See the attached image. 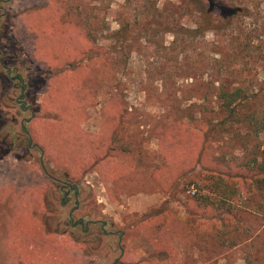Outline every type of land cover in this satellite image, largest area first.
<instances>
[{"label": "rangeland", "instance_id": "rangeland-1", "mask_svg": "<svg viewBox=\"0 0 264 264\" xmlns=\"http://www.w3.org/2000/svg\"><path fill=\"white\" fill-rule=\"evenodd\" d=\"M243 1L252 6L249 17L199 32L197 0H0V100L3 93L20 92L13 79L20 71L34 111L18 120L34 114L26 125L34 143L47 150L33 147L26 155L23 149L4 158L10 162L0 161V193L8 195L0 197V223L9 234L0 264H113L118 258L119 264H138L125 256L132 248V221L140 218L132 210V190L138 188L182 191L192 205L188 222L217 224L209 245L195 248L203 254L199 264H264V182L251 180L264 177V130L254 132V122L264 127V0ZM245 26L255 28L254 56L263 55L250 63L252 76H241L257 90L245 107L252 122L228 128V120L207 141L203 133L226 116L219 86L239 81L234 68L247 60L238 51L232 58L221 54L225 62L215 64L221 55L213 43L228 44L232 31L243 45ZM237 49L229 45V52ZM209 167L245 176L238 192L243 202L233 197L235 184H227L224 195L199 186ZM28 175V190L15 191ZM55 178L77 186L79 194L74 189L68 198V186L60 191ZM202 194L226 196L233 213L225 205L200 206L194 196ZM77 205L75 221H106L108 231L119 233L97 234L101 224L91 223L87 235L82 226L71 227L69 213ZM20 221L44 230L23 255L14 250L19 241L11 230ZM49 231L64 236L48 244L42 237ZM49 248L54 261L45 257ZM73 250L77 261L68 262Z\"/></svg>", "mask_w": 264, "mask_h": 264}, {"label": "trees", "instance_id": "trees-1", "mask_svg": "<svg viewBox=\"0 0 264 264\" xmlns=\"http://www.w3.org/2000/svg\"><path fill=\"white\" fill-rule=\"evenodd\" d=\"M198 8H199V24L197 30L199 32H205L208 30H216L222 29L224 27L228 28L229 25L234 22L238 16H243V18L249 17L251 15V11H253L251 5L245 4L242 0L240 3L236 0H197ZM250 23L246 26H249ZM243 27V32H245L244 43L243 45H238L236 43V39L232 31L227 33L228 37H232L231 41L227 43H213L214 53L222 54L223 57L232 58L234 57V53L236 52L237 56L240 54L238 51H242L244 57L247 59L245 61L246 66L243 68H234L235 74L238 76L239 81L232 82L229 84L228 79L224 80L225 84H220L219 91H220V107L225 110V117L223 123L219 125L213 124L212 129H207L203 134L206 140L208 141L211 134L217 132L219 126H224L225 123L230 120V125H227L228 128H232L233 124L236 122L245 124L246 122H252V115L245 111V107L250 100L253 99V96L257 95V90L255 88H250L249 84L245 85L243 80L241 79L242 74L244 71L248 72L250 76H252L250 63L252 61L259 60L263 55L256 54L254 56V52L256 50L255 46V37L253 35V31L255 30L254 27ZM119 30L118 32H121ZM124 34V32H121ZM125 36V34H124ZM229 45L233 48L237 47V50H233L229 52ZM238 45V46H237ZM243 46V47H242ZM217 58L214 57L215 64L222 65L221 62H225L223 57ZM13 69V67H10ZM19 73V74H18ZM15 74L18 77L19 86L21 89L25 90L27 93V88L29 83L25 81L22 82L23 78L20 71ZM222 82V83H223ZM250 90V91H248ZM22 96L18 92L15 95L6 96L5 93L2 94L0 100V159L4 158L8 154L20 153L21 150L27 149L26 155L30 154V141L31 137L27 133V125L26 123L22 124L19 122L18 116L24 113L23 107L24 102L22 105L18 100ZM29 107V106H28ZM18 108V109H17ZM16 110V112H14ZM264 127H262L259 123L254 122V132L259 134ZM252 183H260L264 182V177H261V174H255L253 178H251ZM241 181V183H240ZM227 184L229 186H234L236 191H234L233 197L236 199L237 197L242 201V196L240 190L241 184L246 186L245 176L240 174H232L229 171H219L215 168H206L205 172L201 176L199 186L202 187L204 191L212 192L213 194L220 191V194H226L229 192V187L227 189ZM246 193H252V190L249 187H244ZM231 189V188H230ZM203 191V192H204ZM243 191V190H242ZM239 192V194H238ZM223 194V195H224ZM239 195V196H238ZM226 198V196H223ZM196 201L199 203L200 206H216L218 210H220L223 205L226 206L228 212L227 214H232L234 209L230 205V201L222 198L223 200H219L217 197H212L210 195H198L194 196ZM226 200V201H225ZM204 201V202H202ZM233 201H231L232 203ZM222 203V204H221ZM241 208V207H239ZM101 234H104L101 232Z\"/></svg>", "mask_w": 264, "mask_h": 264}, {"label": "crops", "instance_id": "crops-1", "mask_svg": "<svg viewBox=\"0 0 264 264\" xmlns=\"http://www.w3.org/2000/svg\"><path fill=\"white\" fill-rule=\"evenodd\" d=\"M40 147L42 146L40 145ZM43 148L44 151L47 152L46 148ZM10 160L12 159L9 157L8 159H3L1 162L7 163L10 162ZM8 164L13 166V163ZM136 169L138 170L137 166L132 167V171L136 172ZM3 175L2 173V176ZM29 178V175L27 177H22L19 187L16 185L14 188L15 191L18 188V192L22 193L23 188L27 187L26 182L30 180ZM12 181H17V178L12 179ZM25 190L27 191L28 189L26 188ZM172 191L173 189L153 193L140 188L132 190V210L138 213L140 218L137 221H132V230L129 231L132 248L130 251L126 252L125 256H131L132 260H135L138 264H184L187 261H196L199 264L203 254L195 248L199 243L209 245L207 242H210L212 239V237L210 238L209 236H214L210 232L211 229L214 231L218 229L217 224L213 222H188L186 216L188 213H192L190 201L185 199L182 191H177V193ZM5 194L6 191H2L0 197H8V195ZM23 197L22 194L17 197L19 198L20 204H22ZM5 208V212L7 213V207ZM222 213L225 214L226 211L222 210ZM157 215L160 216L159 219H152V217ZM21 221L17 223L16 227L11 229L13 230V235H15L14 237L19 241L14 248L19 255H23L25 251L33 248L35 245H32V243H34L35 239H38L40 233L44 231H41V227H35L32 223L24 226V222ZM3 225V223H0L1 262L5 261L3 257L7 255L4 254L5 250L3 246L9 244L7 238V235H9L8 228ZM205 230H207V232H205ZM123 233L125 236L126 232L123 231ZM57 234L56 231H49L45 234V237H42V240L49 244L52 240H56L59 237H57ZM23 236L30 239V241L24 245L21 240ZM62 236H64V234L59 238ZM51 249L49 248V250L45 252V257L50 256L52 261H54L56 257L52 256ZM78 256V251L73 250L70 253V257L66 258V260L68 262L77 261ZM207 260H209V258ZM42 261H46V259L44 258Z\"/></svg>", "mask_w": 264, "mask_h": 264}, {"label": "flooded vegetation", "instance_id": "flooded-vegetation-1", "mask_svg": "<svg viewBox=\"0 0 264 264\" xmlns=\"http://www.w3.org/2000/svg\"><path fill=\"white\" fill-rule=\"evenodd\" d=\"M0 62H1V60H0ZM8 70H9V73H10V75H11L12 72H13V69L10 68V67H8ZM18 74H19V73H18ZM21 75H23V74H21ZM22 78H23L22 82L24 83V82L26 81L24 75L22 76ZM13 79L18 81V77H17V76H14ZM15 86H17V85H15ZM15 89H16V91H18V88H15ZM19 91H20L19 94H22V96L19 98L20 100H18V101L20 102L21 105H22V102H24V107H23L24 112L27 111V110L33 112V111H34V108H33L32 104L29 103V99H28L29 93L27 92L28 94H26L24 89H20ZM28 106H29V107H28ZM33 118H34V114H33L31 117H29V118H24V119L22 120L21 123H22V124H24V123H27V124H28ZM27 127H28V126H27ZM27 131H28L27 133H28V134L30 135V137H31L30 148L38 147V148L42 151V153H44V149H43L42 147H40L39 144L34 143L30 131H29L28 129H27ZM7 156H8V155H7ZM5 157H6V156H5ZM5 157H4V158H5ZM4 158H1L0 161H2ZM55 181H56V183L61 184V187H59V188H60V189H59L60 191H64V187H65V186H68L69 190L67 191L68 193H66L67 196H68V198H70L69 194H70V192H72V190H74V189L76 190L77 195L79 194V189H78V187H77V186H73L70 182L63 181V180L60 179V178H55ZM64 192H65V191H64ZM66 194H65V195H66ZM67 203H68V200L62 199V205H63V206H65ZM78 209H79V205H77L75 208L71 209V211H70V213H69V219H70V226H71V227L82 226V227H83V232H84V234L87 235V234H90V232H91V229L89 228V225H90L91 223H92V224H101V226H100V230L97 231V234H101V232L104 233V234H106V235H113V234H117V233H119V231H108V230H107V226H108L109 223L106 222V221H102V223H100L99 220L90 221V220H86L85 218H82V217L79 218L77 221H75V219H74V214H75V212H76ZM105 222H106V224H105ZM3 226H4V225H3ZM64 231H65V230H64ZM65 232H67V230H66ZM69 235H70V236L72 235V231L69 232ZM123 237H124V233L122 232V233L120 234V236H119V248L121 249L122 255L124 254V251H125L124 247L122 246ZM120 261H121V259L118 258L113 264H119Z\"/></svg>", "mask_w": 264, "mask_h": 264}, {"label": "built area", "instance_id": "built-area-1", "mask_svg": "<svg viewBox=\"0 0 264 264\" xmlns=\"http://www.w3.org/2000/svg\"><path fill=\"white\" fill-rule=\"evenodd\" d=\"M193 193H195V191H193Z\"/></svg>", "mask_w": 264, "mask_h": 264}, {"label": "water", "instance_id": "water-1", "mask_svg": "<svg viewBox=\"0 0 264 264\" xmlns=\"http://www.w3.org/2000/svg\"><path fill=\"white\" fill-rule=\"evenodd\" d=\"M105 224H106V222H105Z\"/></svg>", "mask_w": 264, "mask_h": 264}]
</instances>
